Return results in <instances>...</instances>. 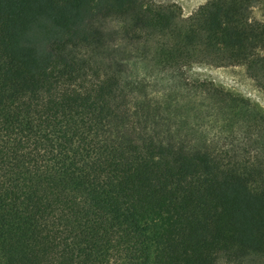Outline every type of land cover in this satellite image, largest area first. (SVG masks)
Instances as JSON below:
<instances>
[{
    "label": "trees",
    "instance_id": "obj_1",
    "mask_svg": "<svg viewBox=\"0 0 264 264\" xmlns=\"http://www.w3.org/2000/svg\"><path fill=\"white\" fill-rule=\"evenodd\" d=\"M252 7L0 0V264H264V109L186 73L264 80Z\"/></svg>",
    "mask_w": 264,
    "mask_h": 264
},
{
    "label": "rangeland",
    "instance_id": "obj_2",
    "mask_svg": "<svg viewBox=\"0 0 264 264\" xmlns=\"http://www.w3.org/2000/svg\"><path fill=\"white\" fill-rule=\"evenodd\" d=\"M158 4H176L182 9L183 16L188 17L199 9L209 0H152ZM252 19L264 22V0H253ZM109 27L119 30L120 23L111 21ZM121 36V35H120ZM119 36V37H120ZM120 47L127 50L129 54L136 53L135 45H131L127 39L122 36L119 38ZM264 56V49L261 50ZM134 72L139 74L147 73V75L160 76L156 70L147 69L144 65L134 66ZM187 76L192 78L198 77L214 81L216 84L224 86L227 89L240 93L253 102L258 103L264 109V80L256 79L248 71L247 65L238 64L231 66H216L210 64L194 65L186 70ZM164 80L159 82L155 88L163 90L168 88ZM155 85V84H154Z\"/></svg>",
    "mask_w": 264,
    "mask_h": 264
}]
</instances>
